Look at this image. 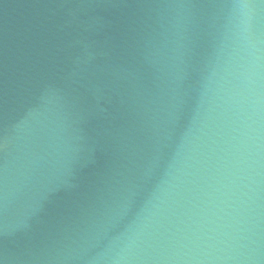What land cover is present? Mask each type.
<instances>
[{
    "label": "water",
    "instance_id": "obj_1",
    "mask_svg": "<svg viewBox=\"0 0 264 264\" xmlns=\"http://www.w3.org/2000/svg\"><path fill=\"white\" fill-rule=\"evenodd\" d=\"M0 264H264V0H0Z\"/></svg>",
    "mask_w": 264,
    "mask_h": 264
}]
</instances>
